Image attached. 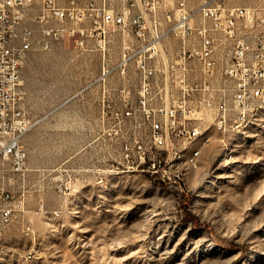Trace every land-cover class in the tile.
I'll return each instance as SVG.
<instances>
[{
  "label": "rangeland",
  "instance_id": "obj_1",
  "mask_svg": "<svg viewBox=\"0 0 264 264\" xmlns=\"http://www.w3.org/2000/svg\"><path fill=\"white\" fill-rule=\"evenodd\" d=\"M122 40L112 34L114 61ZM101 58L92 42L67 39L24 63L20 104L35 124L22 136L23 171L0 155V188L14 209L0 264H264V107L228 132L204 109L211 138L193 143L206 142L197 164L169 181L127 159L125 142L146 138L149 125L116 119L123 95L136 92L100 89ZM128 78L136 82L134 67Z\"/></svg>",
  "mask_w": 264,
  "mask_h": 264
},
{
  "label": "built area",
  "instance_id": "obj_2",
  "mask_svg": "<svg viewBox=\"0 0 264 264\" xmlns=\"http://www.w3.org/2000/svg\"><path fill=\"white\" fill-rule=\"evenodd\" d=\"M115 32L123 34L116 61L109 53ZM67 39L102 49L100 89L136 92L135 99L123 95L115 116L139 122L140 115L149 134L126 141V157L169 181L197 164L206 142L189 162H178L180 148L200 134L211 138L198 116L204 109H213L216 130L228 132L245 121L250 106L264 104V0L197 6L189 0H0V155L13 171L26 168L22 136L35 124L20 104L24 63L34 49ZM132 67L135 83L128 78ZM111 103L102 100L104 107ZM9 197L0 188V257L3 230L13 219Z\"/></svg>",
  "mask_w": 264,
  "mask_h": 264
},
{
  "label": "bare ground",
  "instance_id": "obj_3",
  "mask_svg": "<svg viewBox=\"0 0 264 264\" xmlns=\"http://www.w3.org/2000/svg\"><path fill=\"white\" fill-rule=\"evenodd\" d=\"M264 107V104H258L257 106H250V109L254 108H261ZM203 134H200V137ZM208 138H206L207 140ZM195 142V141H194ZM194 142L188 143L185 148H180L179 154H178V162H189L191 159V155H194L195 153H198L201 149L199 145H193ZM200 155V154H199ZM184 168H187V163H180V170H183Z\"/></svg>",
  "mask_w": 264,
  "mask_h": 264
},
{
  "label": "trees",
  "instance_id": "obj_4",
  "mask_svg": "<svg viewBox=\"0 0 264 264\" xmlns=\"http://www.w3.org/2000/svg\"><path fill=\"white\" fill-rule=\"evenodd\" d=\"M185 207V210H186V212H187V214H188V216L190 217V218H193V219H195L196 217L188 210V207H187V205H185L184 206Z\"/></svg>",
  "mask_w": 264,
  "mask_h": 264
}]
</instances>
